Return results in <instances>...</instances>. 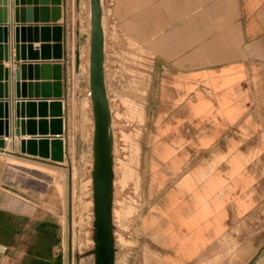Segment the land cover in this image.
<instances>
[{"label":"crops","instance_id":"crops-1","mask_svg":"<svg viewBox=\"0 0 264 264\" xmlns=\"http://www.w3.org/2000/svg\"><path fill=\"white\" fill-rule=\"evenodd\" d=\"M43 2L25 0L22 5L20 0L18 7L26 10V20L29 7L38 10L40 20L42 9L47 8L52 19V0L48 5ZM15 9L16 0H8L4 27L9 61L0 62L4 69L0 102L9 103L10 123V135L0 137L5 142L0 156L11 160L1 168L0 264H67L60 222L53 216L28 212V200L21 191V175L26 171L13 163L37 171L48 164H29L27 159L47 160L16 152L17 142L33 138L14 134L16 100L59 99L53 87L49 97L42 95V88L33 99L17 97L15 70L20 65L12 63L16 54ZM61 9L57 22H26L21 26L62 27L63 59L21 64L62 65V138L67 150L69 70L64 58L69 50L70 0H62ZM2 10L0 6V18ZM177 32V39L169 41V57L164 53L158 64L162 72L157 86L162 95L159 111L164 113L155 135V154L147 167V232L165 245L166 264H264V0L205 1L194 14L180 19ZM167 42L160 44L164 50ZM25 44L39 51L42 44L55 43H44L38 32ZM73 52L74 61L77 53H82L80 45H75ZM38 74L36 80L35 70L31 75L26 70L20 83L46 82L41 79V70ZM33 174L42 184V173Z\"/></svg>","mask_w":264,"mask_h":264},{"label":"rangeland","instance_id":"rangeland-1","mask_svg":"<svg viewBox=\"0 0 264 264\" xmlns=\"http://www.w3.org/2000/svg\"><path fill=\"white\" fill-rule=\"evenodd\" d=\"M205 1L209 0H99L105 18L103 24L101 13L105 86L116 143L113 264H166L165 245L158 236L148 234L146 227L147 167L155 154V135L164 113L159 111L162 95L157 86L162 72L158 64L164 53L169 57L180 19L194 14ZM91 7L92 0H70L69 50L64 58L69 70L65 161L56 165L59 169L40 166L41 171L13 162L26 171L21 175V191L28 200V212L60 222L67 264H95ZM166 40L164 50L160 44ZM75 45L82 51L79 69L73 61ZM8 161L0 156L1 184V168ZM33 173H42V184L33 179Z\"/></svg>","mask_w":264,"mask_h":264},{"label":"water","instance_id":"water-1","mask_svg":"<svg viewBox=\"0 0 264 264\" xmlns=\"http://www.w3.org/2000/svg\"><path fill=\"white\" fill-rule=\"evenodd\" d=\"M30 2V0H28ZM37 1V0H36ZM44 5L49 4V0H43ZM22 5L25 0H21ZM62 0H52L53 17L48 16V9H42V18H38V10L29 7L28 20L25 18L26 10L19 8L20 0H16L15 9V41L14 49L16 51L13 58V64H19L20 67L15 70L17 97L24 98L28 95L30 99L39 96V88H42V95L49 97L54 88V96L58 100H16V120L14 134L17 137L26 134L33 136L29 140L22 139L16 143V152L28 154L33 157L50 160L54 163H63L65 161L66 143L62 138L65 133L64 121V104L60 98L63 96L62 80L63 67L60 63L43 62L38 65L21 64L26 60H62L63 55V28L54 27H29L24 28L21 25L38 22H57L61 18ZM31 6V3H29ZM37 5V2H35ZM0 6L4 12L3 18H0V62L9 61V47L6 45L7 28L4 27L8 23V0H0ZM33 11L35 18H33ZM93 27L91 36V77H90V94L92 96L95 130H94V169H93V198L95 212V228L94 236L96 264H102V255L106 254L108 259L112 258L115 253L114 241V224H113V191H114V160H113V144L110 134L111 114L107 99L104 72V35L101 28V11L99 0H92ZM40 32L41 39L44 43L51 40L54 45L42 44L40 50H34L31 44H25L28 40L30 43L34 36ZM2 33L4 37L2 38ZM35 33V34H34ZM76 65L80 66V53L76 55ZM32 69L36 72V80H39V70L42 71V84L29 83V85L21 84L22 78H25L26 70L31 75ZM3 66L0 64V81H3ZM54 82H51V81ZM2 85L0 84V87ZM27 87V92H26ZM35 90V92H34ZM27 93V94H26ZM1 98L4 94H1ZM32 101V102H27ZM9 103L0 102V137L10 135V123L8 119ZM39 116V120L36 117ZM50 117V119H48ZM6 119V120H2ZM40 135V137H36ZM51 135L52 138L46 136ZM5 148V142L0 138V149ZM108 264V262H106Z\"/></svg>","mask_w":264,"mask_h":264},{"label":"bare ground","instance_id":"bare-ground-1","mask_svg":"<svg viewBox=\"0 0 264 264\" xmlns=\"http://www.w3.org/2000/svg\"><path fill=\"white\" fill-rule=\"evenodd\" d=\"M91 16H92V19H93V12H92V7H91ZM90 18V17H89ZM92 27H93V20H92ZM101 28H102V24H101ZM102 31H103V29H102ZM92 32V31H91ZM103 35H104V33H103ZM92 36V35H91ZM90 55H91V53H90ZM91 57V56H90ZM89 61V60H88ZM75 62H76V58H75ZM80 64H81V54H80ZM90 64H91V62H90ZM89 95L91 96V94H90V92H89ZM92 97V96H91ZM108 97V96H107ZM110 105V104H109ZM109 108H111V107H109ZM111 113V112H110ZM112 114V113H111ZM112 119H111V127H110V134H111V138H112V144H113V160L115 161V153H116V143H115V141H114V134H113V131H114V129H113V117H111ZM94 130H95V126H94ZM94 142V141H93ZM26 162L27 163H29V164H32V163H38V164H42L43 162H39V161H36V160H33V159H27L26 160ZM43 166H46V167H48V168H50V169H59L56 165H51V164H44ZM94 169V168H93ZM59 171V170H58ZM63 173L64 174H67V171H66V169L64 170L63 169ZM92 174H93V172H92ZM93 176V175H92ZM116 184V183H115ZM113 187H114V184H113ZM114 192V191H113ZM94 214H95V212H94ZM67 231H68V229H67Z\"/></svg>","mask_w":264,"mask_h":264},{"label":"flooded vegetation","instance_id":"flooded-vegetation-1","mask_svg":"<svg viewBox=\"0 0 264 264\" xmlns=\"http://www.w3.org/2000/svg\"><path fill=\"white\" fill-rule=\"evenodd\" d=\"M93 254H94V258H95V264H96V254H95V248L93 250ZM114 257V255H113ZM113 257L108 259V257L106 256V254L102 255V264H106V262H108V264H113Z\"/></svg>","mask_w":264,"mask_h":264},{"label":"built area","instance_id":"built-area-1","mask_svg":"<svg viewBox=\"0 0 264 264\" xmlns=\"http://www.w3.org/2000/svg\"><path fill=\"white\" fill-rule=\"evenodd\" d=\"M38 161H43V160H40V159H39ZM48 161H50V160L43 161V162H46V163H49V164H53V165H60L59 163H54V162H52V161L48 162Z\"/></svg>","mask_w":264,"mask_h":264}]
</instances>
